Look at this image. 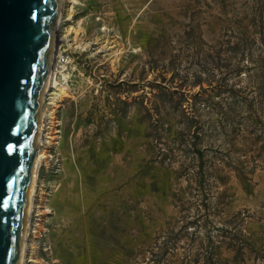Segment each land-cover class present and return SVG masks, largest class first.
<instances>
[{"label":"rangeland","instance_id":"obj_1","mask_svg":"<svg viewBox=\"0 0 264 264\" xmlns=\"http://www.w3.org/2000/svg\"><path fill=\"white\" fill-rule=\"evenodd\" d=\"M68 10L24 264H264V0Z\"/></svg>","mask_w":264,"mask_h":264},{"label":"water","instance_id":"obj_2","mask_svg":"<svg viewBox=\"0 0 264 264\" xmlns=\"http://www.w3.org/2000/svg\"><path fill=\"white\" fill-rule=\"evenodd\" d=\"M61 0H0V264H19Z\"/></svg>","mask_w":264,"mask_h":264},{"label":"bare ground","instance_id":"obj_3","mask_svg":"<svg viewBox=\"0 0 264 264\" xmlns=\"http://www.w3.org/2000/svg\"><path fill=\"white\" fill-rule=\"evenodd\" d=\"M67 1L70 3L74 2V0H67ZM65 2L66 0H61L60 2L57 26H56L53 43H52L49 64H48L45 84L43 88L40 120H39L38 135H37V149L35 152L33 169H32V174H31V183H30V188H29V193H28L26 217H25V223H24V229H23V235H22V241H21L19 264H24L25 253L27 249V237L31 229V218H32L31 216L33 215V211H34V200H35L36 190L38 186L39 170L42 166V163L48 156L47 151H48L49 145L53 144L51 140L56 138V133L58 132V130L55 129V120H54L55 109L53 106H57L56 105L57 102L61 98H63V96L65 95V91L62 89L63 87L62 88L59 87V82L56 77V74H57L56 67L58 68V66H56V63L58 62L57 58L59 57L58 48L59 46L62 45L64 41H66L68 37L67 36L68 31H69L68 29L65 32L63 31V34L60 33V28H61L63 21L68 20L70 16V13L68 10V14H67L68 18L63 19V14L65 10ZM51 87L57 91L51 92L50 93L51 97L47 98L46 97L48 95L47 92L49 91ZM48 99L50 100V102L47 104H50L52 107L50 108L51 110L49 111H48L49 108L47 109L44 107L45 100H48Z\"/></svg>","mask_w":264,"mask_h":264}]
</instances>
